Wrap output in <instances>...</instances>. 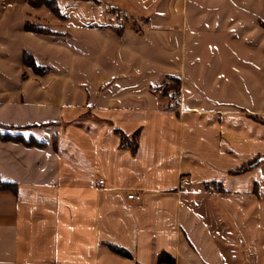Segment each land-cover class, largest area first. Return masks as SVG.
<instances>
[{
    "label": "crops",
    "instance_id": "1",
    "mask_svg": "<svg viewBox=\"0 0 264 264\" xmlns=\"http://www.w3.org/2000/svg\"><path fill=\"white\" fill-rule=\"evenodd\" d=\"M54 1L0 0V264H264V0Z\"/></svg>",
    "mask_w": 264,
    "mask_h": 264
},
{
    "label": "trees",
    "instance_id": "2",
    "mask_svg": "<svg viewBox=\"0 0 264 264\" xmlns=\"http://www.w3.org/2000/svg\"><path fill=\"white\" fill-rule=\"evenodd\" d=\"M31 6L34 7H40V6H46L47 8H49L51 11H53V13H59L58 7L55 3L54 0H26ZM25 29L29 30V31H34V32H44L45 29L43 27H41L39 24L37 23H32V22H26L25 23ZM118 29V28H117ZM24 63L28 66H30L34 72L36 73H41L43 72V68H40L38 66H36V64L33 62L32 59H30L28 56H25L24 59ZM178 85H179V81L176 79H173V83L167 87H165V90L161 91V94L163 95H168L169 98L173 99V96L176 94H179V90H178ZM119 136H120V146L121 147H129V149L134 152L136 150V146H137V141H136V133L132 135L131 138H129L127 135L123 134L122 132L119 131ZM260 158H255L254 160H251L243 165H241L240 167H238L237 169H235L234 171H232L233 173H242L252 167H254L255 165L258 164ZM111 249H113L114 252L124 255V256H130V254L121 248H117L114 246H111ZM158 264H175V259L168 254L167 252H161L158 256Z\"/></svg>",
    "mask_w": 264,
    "mask_h": 264
},
{
    "label": "built area",
    "instance_id": "3",
    "mask_svg": "<svg viewBox=\"0 0 264 264\" xmlns=\"http://www.w3.org/2000/svg\"><path fill=\"white\" fill-rule=\"evenodd\" d=\"M172 101H173L174 105H179V103H180V94L174 95ZM180 181H181V183H183L185 181V179L181 178ZM102 183H103V181L100 180L99 184H102ZM126 197L129 200L139 201L141 199V194L138 193V192L130 191V192H127Z\"/></svg>",
    "mask_w": 264,
    "mask_h": 264
},
{
    "label": "rangeland",
    "instance_id": "4",
    "mask_svg": "<svg viewBox=\"0 0 264 264\" xmlns=\"http://www.w3.org/2000/svg\"><path fill=\"white\" fill-rule=\"evenodd\" d=\"M173 102V101H172Z\"/></svg>",
    "mask_w": 264,
    "mask_h": 264
}]
</instances>
